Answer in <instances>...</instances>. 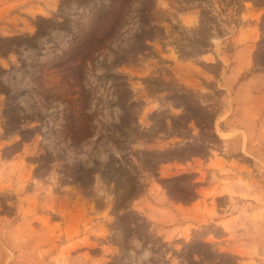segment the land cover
Instances as JSON below:
<instances>
[{"label": "rangeland", "instance_id": "374dc122", "mask_svg": "<svg viewBox=\"0 0 264 264\" xmlns=\"http://www.w3.org/2000/svg\"><path fill=\"white\" fill-rule=\"evenodd\" d=\"M0 264H264V0H0Z\"/></svg>", "mask_w": 264, "mask_h": 264}]
</instances>
